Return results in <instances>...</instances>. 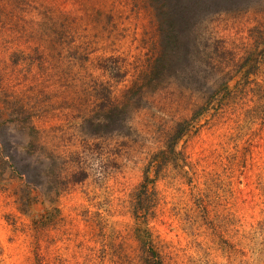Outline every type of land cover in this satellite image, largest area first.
I'll return each mask as SVG.
<instances>
[{
  "label": "rangeland",
  "instance_id": "374dc122",
  "mask_svg": "<svg viewBox=\"0 0 264 264\" xmlns=\"http://www.w3.org/2000/svg\"><path fill=\"white\" fill-rule=\"evenodd\" d=\"M155 262L264 264V0H0V264Z\"/></svg>",
  "mask_w": 264,
  "mask_h": 264
},
{
  "label": "trees",
  "instance_id": "16d2710c",
  "mask_svg": "<svg viewBox=\"0 0 264 264\" xmlns=\"http://www.w3.org/2000/svg\"><path fill=\"white\" fill-rule=\"evenodd\" d=\"M167 15L164 14L163 17V24H167V26L165 27V30L167 31V39L165 40L164 43V47H163V55L158 56L157 60L155 61L154 64H152L151 67V71L152 74H155V76L163 74L164 71L166 70V68L173 66L175 63V60H182L181 57H176L178 51H180L181 54V49L184 48V46H186V42H182L180 40V37H178L179 34V30L176 27V25L174 24H181L182 23V19H178L177 14H173L169 17H166ZM181 21V22H180ZM190 21V20H189ZM195 21L192 20L191 22H188V24H194ZM191 29H193L192 25H191ZM119 112L118 107H114L113 112L110 111L108 112L109 114L107 116H105V122L108 119H112L114 118V116L116 115L117 112ZM94 127H99L102 128L103 126L105 127V123H98L95 124L92 123ZM98 128V129H99ZM184 123H180L178 124V131H177V137H180V135L182 133H184ZM155 264H161L160 262H155Z\"/></svg>",
  "mask_w": 264,
  "mask_h": 264
}]
</instances>
